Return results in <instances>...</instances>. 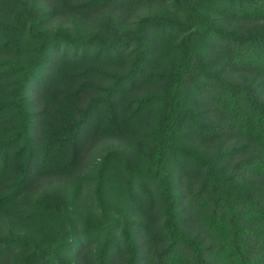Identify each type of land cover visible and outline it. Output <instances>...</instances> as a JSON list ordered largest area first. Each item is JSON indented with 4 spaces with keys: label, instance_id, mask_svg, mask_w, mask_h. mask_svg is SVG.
I'll return each instance as SVG.
<instances>
[{
    "label": "trees",
    "instance_id": "1",
    "mask_svg": "<svg viewBox=\"0 0 264 264\" xmlns=\"http://www.w3.org/2000/svg\"><path fill=\"white\" fill-rule=\"evenodd\" d=\"M2 224L0 264H264V0H0Z\"/></svg>",
    "mask_w": 264,
    "mask_h": 264
},
{
    "label": "rangeland",
    "instance_id": "2",
    "mask_svg": "<svg viewBox=\"0 0 264 264\" xmlns=\"http://www.w3.org/2000/svg\"><path fill=\"white\" fill-rule=\"evenodd\" d=\"M0 228H2V229H0V230H5V226L2 224L1 226H0Z\"/></svg>",
    "mask_w": 264,
    "mask_h": 264
}]
</instances>
